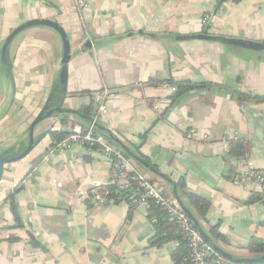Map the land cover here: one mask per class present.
Instances as JSON below:
<instances>
[{"label":"crops","instance_id":"0c3cea01","mask_svg":"<svg viewBox=\"0 0 264 264\" xmlns=\"http://www.w3.org/2000/svg\"><path fill=\"white\" fill-rule=\"evenodd\" d=\"M35 18L57 20L68 34L65 107L79 111L93 102L98 110L95 96L108 90L98 125L148 159L157 172L134 161L175 200L176 190L218 246L236 258L254 257L248 245L264 239V199L250 200L264 189L242 181L240 166L248 159L264 171V101L237 94L264 97V0H0V47ZM200 34L227 41L192 37ZM9 57L13 80L0 59V146L19 151L57 82L61 37L49 27L28 28L13 40ZM151 80L207 86L173 100L172 86ZM57 116L59 129L81 124L75 113ZM53 119L36 127L38 141L27 156L5 166L0 264H175L180 241L155 244L161 237L148 205L94 203L93 190L111 177L107 156L82 146L51 152L46 131ZM191 130L196 135L187 139ZM234 138L250 143L242 159L229 153ZM188 193L210 200L207 220L197 216ZM10 194L20 224L6 200ZM212 226L224 239L213 236Z\"/></svg>","mask_w":264,"mask_h":264},{"label":"built area","instance_id":"2783aa9c","mask_svg":"<svg viewBox=\"0 0 264 264\" xmlns=\"http://www.w3.org/2000/svg\"><path fill=\"white\" fill-rule=\"evenodd\" d=\"M209 18L210 16L206 15L203 21L206 23ZM172 89L175 91L176 87L172 86ZM108 94V90H105L95 96L98 110L92 123L86 128L82 124H74L68 136L60 140H52L51 152H66L75 146H82L107 156L110 160L112 173L106 186L115 187L117 193L128 192V201L132 205L156 203L164 211L168 221L177 227L186 242L190 252L188 264H238L222 256L202 236L179 203L168 195L162 186L142 171L133 158L116 148L104 136L95 132L96 121L107 112L105 101ZM51 127L59 129L60 120L54 118ZM195 135V131L191 130L187 132L186 138L193 139ZM202 137L207 139L208 135L204 134ZM240 173L242 181L246 183L256 182L264 189V171L258 169L252 161L244 159L240 166ZM109 194L110 190L100 192L95 189L92 192V199L96 204H105L109 202Z\"/></svg>","mask_w":264,"mask_h":264},{"label":"trees","instance_id":"16d2710c","mask_svg":"<svg viewBox=\"0 0 264 264\" xmlns=\"http://www.w3.org/2000/svg\"><path fill=\"white\" fill-rule=\"evenodd\" d=\"M150 82L152 84H159V83L163 84L164 83V84H168L170 86H175L176 90L171 95L173 100L178 98L179 96H181L183 93H185L187 91L194 90V89H201V88L207 86L206 83L192 82L190 80H185V81H174V80L154 81V80H151ZM82 93L86 94L87 92L84 91ZM237 95H238L239 99L242 101H249V100L257 101V102L264 101V97H259V96L254 95V94H247V93L238 92ZM96 108L97 107L94 105L93 102L84 103L81 105V107L79 109L80 116L79 115L78 116L80 118L81 124L85 128L88 127L92 123L94 116L97 112ZM94 130L99 135H105L109 139V142L114 143L112 141V138H111L112 136H110V134H106L105 129L98 127V120L96 121V125H95ZM69 134H70V131L63 130V129L51 128V129L46 131V135H49L52 140L53 139H57V140L63 139L66 136H68ZM116 148H118V147H116ZM135 148L137 149L136 146H135ZM23 149L24 148L20 149L19 151H22ZM118 149H120V148H118ZM120 150H122V149H120ZM249 151H250V143L249 142H246L240 138H234V139L229 140V153L231 156L242 159L246 156V154ZM7 152L8 153H14L15 151H14V149H12V150L10 149ZM123 152L129 156V154L125 150ZM142 158H144L146 161H148V159L146 157L142 156ZM180 186L185 188V183L183 181H181ZM96 189L100 192H104L105 190H110V194L108 196V201L121 202L123 200H128V192L117 193L115 191V187H113V186L103 185V186H98ZM188 197H189V202L191 203L195 212L197 213V216L203 220H207V213H208V209H209L210 204H211L210 200L208 198H206L205 196H202V195H199L196 193H188ZM261 199H264V196L254 194L250 201L256 202V201H259ZM6 200H9L10 207H11V210H12L14 216H15V219L20 224L21 222H20L19 212H18V208L15 204V201L13 199V194H10L9 196H7ZM148 209H149L150 219L157 220V222H156V231H157L156 237L157 236L161 237L158 241H155V244L159 245L163 242L172 240L174 238H178L180 243H179L177 249H175L172 253L173 260H174L175 264H188V262L190 260V252H189V249L186 245V242L182 238L180 231L177 229V227L173 223L168 221V219L165 216L164 211L156 203L149 202ZM211 231H212L213 236L215 238H223L224 239V235L219 232V229L217 226H212ZM248 248H249V252L254 257L264 254V239L257 238V237L252 238L249 245H248ZM232 261L236 262L235 260H232ZM236 263H238V262H236ZM238 264H240V263H238ZM243 264H264V260L261 262L243 263Z\"/></svg>","mask_w":264,"mask_h":264},{"label":"water","instance_id":"95a60500","mask_svg":"<svg viewBox=\"0 0 264 264\" xmlns=\"http://www.w3.org/2000/svg\"><path fill=\"white\" fill-rule=\"evenodd\" d=\"M35 26H45L52 28L55 30L59 36L61 37L62 44H63V57H62V67L57 79V82L53 86V88L50 91V94L47 98V101L41 111L37 114V116L34 118V120L30 123L28 126V142L24 149L22 151H15L14 153H8L6 149L1 148L0 146V184L3 180L5 166L8 163H12L15 161H19L25 156H27L35 147L37 143V139L35 138V130L36 127L43 121H45L48 118L54 117L57 118L59 114L64 113H75L80 116V113L78 110H72L70 108L65 107V100L67 96V87H68V79H69V61L71 59V43L68 38V34L65 30V28L57 21L49 18H35L31 19L27 22H24L20 24L15 30H13L6 40L3 42L2 46L0 47V59L1 64L8 75V77L13 80V65L9 57V49L11 47V44L13 40L16 38L18 34H20L22 31L35 27ZM188 36H181L177 37L178 39H184ZM199 39H210V40H221V41H227L224 40L221 37L213 36V35H206V34H200L192 36ZM229 42V40H228ZM90 42H88L86 45L89 46ZM260 47L264 48V42L259 44ZM99 128H101L98 125ZM110 136L112 134L110 133ZM111 138H114L113 136ZM114 140L118 142L122 147L123 151L125 150L131 158H133L135 161L139 162L140 164L147 167L149 170L157 172V170L144 158L137 155L135 152L131 151L127 146L123 145L118 139ZM175 198L177 202L179 203L180 207L187 213L188 217L192 220L194 225L198 228L199 232L202 234V236L213 245V247L224 257L235 260L238 263H253V262H261L264 260V254L256 256V257H247V258H236L229 252L225 251L223 248L218 246L209 236L208 234L199 226V222L195 218V216L191 213V211L182 203L179 196L177 195V192L175 190Z\"/></svg>","mask_w":264,"mask_h":264},{"label":"rangeland","instance_id":"374dc122","mask_svg":"<svg viewBox=\"0 0 264 264\" xmlns=\"http://www.w3.org/2000/svg\"><path fill=\"white\" fill-rule=\"evenodd\" d=\"M48 138V137H47ZM47 138H45V140H47Z\"/></svg>","mask_w":264,"mask_h":264}]
</instances>
